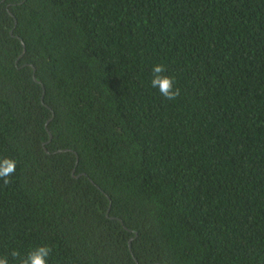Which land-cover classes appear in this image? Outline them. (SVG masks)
<instances>
[{
  "label": "trees",
  "instance_id": "1",
  "mask_svg": "<svg viewBox=\"0 0 264 264\" xmlns=\"http://www.w3.org/2000/svg\"><path fill=\"white\" fill-rule=\"evenodd\" d=\"M0 157L9 264H264V0H0Z\"/></svg>",
  "mask_w": 264,
  "mask_h": 264
},
{
  "label": "clouds",
  "instance_id": "2",
  "mask_svg": "<svg viewBox=\"0 0 264 264\" xmlns=\"http://www.w3.org/2000/svg\"><path fill=\"white\" fill-rule=\"evenodd\" d=\"M150 84L157 89L167 101H174L180 95V88L176 87V77L167 74L163 63H157L151 69ZM17 161L11 157H0V180L4 185L11 183V177L15 172ZM53 247L44 244L30 250L26 255H21L19 250H13L10 255L18 264H49V257L53 254ZM0 264H9L8 256L0 258Z\"/></svg>",
  "mask_w": 264,
  "mask_h": 264
}]
</instances>
